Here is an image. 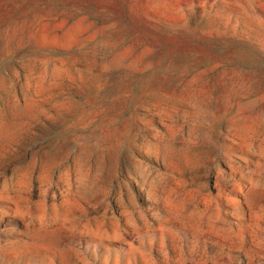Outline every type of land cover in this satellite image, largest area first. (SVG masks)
Wrapping results in <instances>:
<instances>
[{"label":"rangeland","instance_id":"374dc122","mask_svg":"<svg viewBox=\"0 0 264 264\" xmlns=\"http://www.w3.org/2000/svg\"><path fill=\"white\" fill-rule=\"evenodd\" d=\"M0 264H264V0H0Z\"/></svg>","mask_w":264,"mask_h":264}]
</instances>
